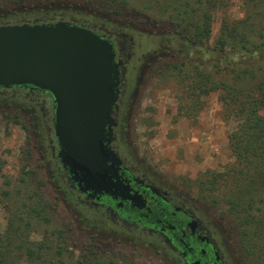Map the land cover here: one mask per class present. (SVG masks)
I'll use <instances>...</instances> for the list:
<instances>
[{"label": "rangeland", "instance_id": "rangeland-1", "mask_svg": "<svg viewBox=\"0 0 264 264\" xmlns=\"http://www.w3.org/2000/svg\"><path fill=\"white\" fill-rule=\"evenodd\" d=\"M90 1L0 0V17L20 15L32 18L46 12L63 11L89 19L107 18L122 28L128 24L130 30H125L134 34L140 43L132 62L133 85L127 115L133 148L170 184L179 187L192 197L197 206L213 214V219L224 230V239L229 244L234 264H255L253 256L246 251L247 244L237 220L223 212L226 209L224 204H214L206 199L210 175L227 173L234 162L228 136L237 121L224 114L221 91L196 96L189 81L192 77L175 75L171 67L173 63L185 61L180 56L184 43L172 37L171 24L163 21L156 25L147 16L136 12L120 14L103 9L101 12L100 5ZM246 9V0H226L219 5L212 14L209 43L212 45L218 36L223 20L245 18L248 14ZM194 55L190 53L187 59L197 64ZM23 124H14L0 111V236L15 211L24 214L21 201H26L28 197H24L34 192L35 197L41 196L44 210L43 215L36 217L38 231H32V239L40 240L39 234L55 231L56 235L51 233V237L57 236V241L68 248L65 253L67 260L97 255L111 258L113 264H161L155 262L153 256L142 255L139 250L127 252L122 247L127 240L119 234L121 242L115 241L114 236L108 234L100 215L88 213L86 219L81 216V221L72 211H67L48 179L47 171L35 157L29 126ZM199 178L206 183L202 190L195 184ZM224 190L222 186L219 197ZM58 229L60 233H57Z\"/></svg>", "mask_w": 264, "mask_h": 264}, {"label": "trees", "instance_id": "trees-1", "mask_svg": "<svg viewBox=\"0 0 264 264\" xmlns=\"http://www.w3.org/2000/svg\"><path fill=\"white\" fill-rule=\"evenodd\" d=\"M93 1L101 12H136L156 25L163 21L171 24L172 37L184 43L180 56L185 61L171 67L175 75L192 77L189 81L196 96L221 91L224 114L237 121L228 136L234 162L227 173H209L206 199L224 204L223 212L240 226L248 255L255 264H264V0H246L245 18L223 20L212 45V14L226 0ZM20 18L5 15L0 21ZM190 53L195 54L197 64L187 59ZM195 184L199 190L206 185L201 178ZM222 186L225 190L219 197ZM27 197L21 201L24 214L15 211L0 236V264H113L111 258L97 255L67 260L68 248L57 241V236L51 237V233L56 235L53 230L39 234L40 240L32 239V233L38 231L36 217L43 215L44 206L41 196L35 197L34 192Z\"/></svg>", "mask_w": 264, "mask_h": 264}, {"label": "flooded vegetation", "instance_id": "flooded-vegetation-1", "mask_svg": "<svg viewBox=\"0 0 264 264\" xmlns=\"http://www.w3.org/2000/svg\"><path fill=\"white\" fill-rule=\"evenodd\" d=\"M59 20L103 35L113 44L116 60H121L119 92L111 113L113 123L107 130L110 139L107 144L119 158L116 172L122 193L112 195L85 190L63 166L57 156L60 147L54 130L55 102L49 91L30 84L0 86V111L14 124L29 126L35 157L47 171L67 211H72L81 221L88 213L100 215L115 241L121 242L119 234L127 240L122 244L127 252L139 250L144 256H153L157 263L234 264L224 230L213 219V214L170 184L132 146L127 115L133 85L132 62L140 43L134 34L125 30L129 29L128 24L127 28H122L107 18L89 19L77 13L53 11L32 18L21 16L15 22L2 20L0 25Z\"/></svg>", "mask_w": 264, "mask_h": 264}, {"label": "water", "instance_id": "water-1", "mask_svg": "<svg viewBox=\"0 0 264 264\" xmlns=\"http://www.w3.org/2000/svg\"><path fill=\"white\" fill-rule=\"evenodd\" d=\"M113 44L66 21L0 25V86L30 84L54 98L58 159L83 189L122 193L107 143L119 92Z\"/></svg>", "mask_w": 264, "mask_h": 264}]
</instances>
